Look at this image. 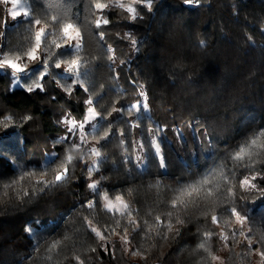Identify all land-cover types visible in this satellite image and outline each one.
<instances>
[{"label":"trees","instance_id":"16d2710c","mask_svg":"<svg viewBox=\"0 0 264 264\" xmlns=\"http://www.w3.org/2000/svg\"><path fill=\"white\" fill-rule=\"evenodd\" d=\"M26 1L29 15L10 24L0 2V50L5 56L26 57L35 44L34 20L40 19L48 32L42 38L40 65L30 76L38 78L45 68L50 73L43 75L44 90L32 92L26 90L32 83L27 76L25 86L11 88V74L0 73V264H76L75 255L84 264H216L207 253L196 250L206 231L217 234L207 243L212 255L223 251L224 264H254V254L243 237H237L239 243L229 239L225 246L219 233L224 229L231 236V231L223 223L213 224L211 215L219 217L225 208L236 207L250 217L252 248L264 250V243H257L264 235V193L240 185L244 178L258 174L253 183L264 188L260 178L264 176V135H259L264 130V0H201L198 7L184 0H152L151 10L146 0H138L135 18L115 0H99L109 5L102 11L94 7L97 0ZM98 16L109 24L97 28ZM66 24H74L82 36L80 48L71 49L69 55L62 54ZM74 58L80 62L88 91L78 85L69 94L53 76H58L56 63ZM133 80L147 96L148 112L142 115L134 110L129 115L126 110L140 90ZM87 95L96 98L95 107L103 116L113 107L125 109L123 115L112 112L102 119L100 134L111 121L114 131L124 129L126 142L121 144L118 135L101 142L107 144L101 149L106 159L93 176L100 181L101 195H122L141 223L151 219L149 212L170 210L172 189L178 184L196 181L221 167L230 175L235 197L217 200L214 211L204 205L181 210L186 223L175 240L170 234L167 241L159 237L146 241L139 231L129 228L131 246L123 245L117 235L99 241L85 217L101 231L114 220L104 210L102 199L87 188L88 172L79 159L67 183L51 188L37 183L54 178L52 172L41 175L48 164L47 154L65 153L66 145L55 143L67 134L61 110L82 118ZM26 116L31 119L25 120ZM135 123L139 126L129 129ZM154 134H159L164 169L154 145L149 147ZM133 140L145 145L143 168L133 156ZM242 147L246 154L240 165L232 157ZM249 152L254 163L248 162ZM19 165L36 174L20 179ZM220 183L217 195L226 191ZM92 199L96 201L93 209L82 207ZM230 228L240 225L232 223ZM104 243L108 251L102 249ZM142 246L147 249L146 259L125 250Z\"/></svg>","mask_w":264,"mask_h":264},{"label":"snow or ice","instance_id":"6c2138e0","mask_svg":"<svg viewBox=\"0 0 264 264\" xmlns=\"http://www.w3.org/2000/svg\"><path fill=\"white\" fill-rule=\"evenodd\" d=\"M201 0H184V3L188 6H199ZM95 9L97 10H104L105 8L109 7V5L99 2H97L94 5ZM147 7L149 10L152 8V0H148ZM129 11H134V9L129 8ZM12 19L16 20L18 16L21 15L19 12H12ZM24 16H27L28 13L24 12ZM135 18V17H133ZM55 19V17H53ZM108 19H96L95 25L97 28H101L102 25H108L109 24ZM6 23V21H5ZM29 23H32V21H29ZM34 24L39 26L41 24L40 19H35ZM46 27H39L38 30L35 32V44L25 53L26 57L30 61H36L37 60V52L41 47L42 38L46 34ZM64 33L65 43L64 48L65 52L62 53L63 55H69L70 51L73 47V45L70 43L76 38L80 37V31L79 29L75 28L72 24H66L64 25L62 29ZM75 33V35H73ZM99 36L101 39L104 38V33L100 32ZM133 44H136L137 41L133 40ZM200 46H205V41H200ZM56 48H61L60 44H56ZM76 49L80 48V44L77 43L75 45ZM111 51V49H109ZM17 59H20L19 56H17ZM108 59L110 61L114 62L113 56H108ZM68 65L67 74L71 75L73 69L77 70V80L79 78V60L78 59H70L65 61ZM125 63L124 61H121V64ZM4 64H6L9 68L14 69L16 73H22L25 72L26 69L19 66V64L11 61V60H5ZM4 65H0V67H3ZM55 67L57 69L61 68V63H56ZM17 85L19 86V78H16ZM76 83L77 81H73ZM137 88L140 89V93L143 96V88L142 86L136 84V81H131ZM41 90L43 91V86L39 82H34L31 85H28L27 91L32 92L34 90ZM72 89H69L71 91ZM84 91H88L87 88L83 89ZM86 103L88 105H92L93 101L91 99L87 100ZM127 112L129 115L132 114L133 110L137 113L142 115L143 113H146L148 111V104L144 102V100L138 99V102L135 104H129L127 106ZM89 118L94 119L96 117H99L100 119L106 120L108 116L112 115V112H120L121 115L124 114V107L116 108L113 107L112 112L107 113V116L101 115V113L97 112L95 107H89L87 109ZM25 120L31 119V117L26 116L24 117ZM125 124H128V121H124ZM138 123L130 124L129 129L138 127ZM80 129L84 128V123H81L79 125ZM92 128L95 130L96 125L93 124ZM149 133H152L151 129H148ZM156 131H159V128L156 129ZM67 132L71 134L72 138H69V136L60 137L58 138L55 143L56 144H65L66 149L64 155H60L56 152H52L49 154L50 160L48 161L47 167L42 168L41 175H47L48 172L54 173V178L49 181H37L38 184H42L44 188H51L58 185H62L64 183H67L74 172L75 169V162L77 159H79L81 164L86 165V171L88 172V176L86 179H88L90 182L87 183V188L92 192L94 197H100L103 201L106 203L104 204V210L107 213H112V219L114 220V223L112 225H105L104 230L101 231L100 228L94 225L92 220H89L87 217H85V222L88 226L89 231L95 235V237L99 241H105L107 242L111 236L117 235L120 237V240L123 245H132V238L129 236V228H131L133 233L140 232L142 237L146 241L153 240L154 237H159L161 240L167 241L171 234V239L175 240L180 235V228L183 227L186 223L185 218H183L180 215V211H188V210H195L200 209L202 205H204L207 208L212 209L213 211L218 206L217 200L227 199L229 197H235V192L233 191L230 175L229 173H226L221 167V169L217 171H213L212 173H209L202 177L201 179H198L196 181L190 182V183H181L178 184V186L172 191L174 192V196L170 201V210L165 213L155 214L153 215L152 212H149L148 215L151 217V219H144L141 223V221L137 220L133 216V210L130 207V204L124 200L122 195H117L113 199H110L107 195V192H104L103 195H101V189H100V181L99 180H92L91 176L93 171H95L99 165V163L103 162L106 157L102 155L101 149L105 148L107 144H100V141H106L108 142V138L110 136H119L120 143L124 144L126 142L125 139V131L124 129H120L118 132L113 130L112 122L108 121L106 128L103 130V133L100 134L99 132L96 133L95 136H93V140L96 141V144L99 145V147H92L91 149L85 151L82 148V145L86 143L87 135L86 133L81 132L79 135V142L75 141L76 136V128L70 127L67 129ZM259 135H264V130H261ZM127 136H131V131L127 133ZM131 143L142 150V156L137 157V163L143 164L144 160L147 159V153L144 151L145 145L143 142L137 143L136 141H131ZM251 144H256V139L251 140ZM155 146L154 151L155 154L159 157V166L164 169L166 168L165 160L163 158V155L161 154V148L157 141L155 139H152L150 141L149 147ZM70 146V147H69ZM73 150L80 151L81 155L79 157H76L72 154ZM245 149L242 147L239 152H237L233 157V161L237 164L243 165L244 159H245ZM85 155L88 156V160L91 161V163L88 162V160H85ZM248 156V162L254 163L255 161L252 159L251 153H247ZM95 157L96 159H92ZM54 165V166H53ZM20 169L22 170V175L20 176V179H24L25 176H34L36 173L23 170L24 166L19 165ZM257 175H252L250 178L246 177L241 182V187H244L245 185L250 186L252 189H255L257 191H260L264 193V188H258L253 181L257 179ZM261 179H264V176L260 177ZM221 181H223V184L226 186L225 193H221L220 195H217V193H220V187H221ZM157 186L160 185V181L157 180ZM43 190V189H41ZM33 191L35 192L36 189L34 188ZM25 196L28 195L27 191L24 193ZM242 198V197H241ZM222 202V200H221ZM96 201L95 199L89 200L85 205H82V207H87L89 209H93L95 207ZM119 204V208H116V205ZM117 213H119V218H116ZM225 214H227V219H225ZM139 215V213H137ZM203 215L207 217L208 212L204 211ZM162 216L164 219H162ZM188 219H191L189 216ZM121 220H124L125 223L122 224ZM250 220V217L248 215H241L236 207H228L225 208L224 212L220 214L218 217L216 214L211 215V221L213 224H216L219 226L221 223L224 224L226 228H229L231 231V236H229L228 232L224 231V229H221V232L219 233V238L225 243V246H228L229 239L233 240L235 243H239V240L237 237H243L244 240L247 242V247L249 252H255L258 251V254L261 258V264H264V250L259 249H253L252 248V241L253 237L249 235V233L252 232V228L249 227L248 231L245 232L244 225L248 223ZM232 223H237L240 225L239 229H231L230 226ZM143 225V227H142ZM120 229V231H118ZM30 233H32V229H28ZM202 239L197 245L196 250H202L204 253L208 254V257L212 261H216L219 259V257L214 256L211 254L209 247H208V240H210L214 235H217L216 233H213L211 231H206L201 234ZM67 239V237H66ZM258 244L264 243V235L260 237V240L257 241ZM151 246H155L154 244ZM56 247V244L52 245V249ZM102 249L104 251H108L107 243H104L101 245ZM126 251H129L131 255L133 256H140L142 259H146V253L147 249L142 247H128L125 249ZM51 251V249H50ZM91 251H96L95 248H92ZM114 251V249H113ZM74 259L76 261V264H84V261L80 258L79 255H75Z\"/></svg>","mask_w":264,"mask_h":264},{"label":"rangeland","instance_id":"374dc122","mask_svg":"<svg viewBox=\"0 0 264 264\" xmlns=\"http://www.w3.org/2000/svg\"><path fill=\"white\" fill-rule=\"evenodd\" d=\"M0 2L4 5L5 14H6L7 21H8L9 24L14 22V21H16L20 17H24V15H23L24 12H27L28 15H29V5H28V2L26 0H0ZM115 2L118 5H120L123 8H125L131 14L132 18L137 15V6H136V4H137L138 0H115ZM145 2L148 3V0H146ZM129 8L134 9V11L130 12ZM98 11H100V10H98ZM12 12H19V13H21V15L18 16L16 18V20H13L12 19V15H11ZM98 17L101 19L100 16H98ZM72 25L76 28V26L74 24H72ZM39 27H46V26L39 25V26H37L36 31L38 30ZM46 29H47V31H46V33H47L48 32V28L46 27ZM73 35H75V33H73ZM64 43H65V39H64ZM64 43L62 44V47H64ZM70 43L73 45L72 49H76L75 45L77 43H79L80 46H81V44H82V36H81V34H80L79 38L74 39ZM5 60H11V61L19 64V66L22 67V68H25L26 71L22 72V73H16L14 69H11L6 64H4ZM40 60H41L40 59V49L37 52V60L36 61H30V60L27 59V57H20V59H17V56H14V57L13 56H5V55H3V53L0 50V65H4L3 67H0V73H10L11 74V77H12L11 88L25 86L26 85V83H25V78L26 77L25 76H27V78L32 82V83H30L28 85H31L34 82H39V83L42 84V86L44 88L45 87V83H42V78H43L44 74L50 73L49 69L45 68L44 71H43V74L40 75L38 78H31V76H30L32 74V69L34 67H37V65H40ZM79 64H80V62H79ZM67 69H68V65H67V63L64 62V63H61V68L57 69V75L58 76H53L51 74L53 77H55L54 78L55 80L57 79V83L56 84H58L60 87H62L69 94L72 93L75 90L76 86H78V85L81 86V87L86 88V84L83 82V77H82V72H81L82 69L80 68V66H79V78H78V80H77V70L73 69L72 74L69 75V74H67ZM17 77L19 78V86L17 85V81H16ZM58 77H59V79H58ZM73 81H77V82L74 83ZM69 89H72V90L69 91ZM143 93H144V95L142 96L141 93H140V90L136 91V96H135L136 98H135L133 104L137 103L138 99L144 100V102H146L148 104L147 96H146V93H145L144 90H143ZM89 99H91L93 101V104L92 105H88L86 103L87 104V109L89 107H95L96 98L94 96L87 95L86 101L89 100ZM95 109H96V107H95ZM96 111H97V109H96ZM60 115H61L60 119L66 125L67 129L70 128V127H75L76 128V136H75V141L76 142H79V135H80L81 132L89 134V135H87L86 143L84 145H82V148L85 151L91 149L92 147H99V145L96 144V141L93 140V136H95L96 133L100 131V125H101L102 119H100L99 117H96L94 119H90L87 110H86L85 115L82 118H77V117L73 116L68 109L61 110V114ZM81 123H84V128L83 129L79 128V125ZM93 124L96 125L95 130L92 128ZM183 131H181V134L184 133ZM158 135L159 134H154L153 135V139H155L157 141V143L159 144ZM65 136H69V138H72L71 134L68 133V132H67V134H65L64 136H61V137H65ZM101 142L102 141H100V144H101ZM137 143H140V142H137ZM159 146H160V144H159ZM74 151L81 155L80 151H76V150H74ZM50 153H52V152H50ZM49 154H47V162L50 160ZM142 154H143L142 150L139 149L138 147H135L133 156L136 159V161H137V157L142 156ZM161 154H162V150H161ZM92 159H96V158L93 157ZM85 160H88V156L87 155H85ZM88 162L91 163L90 160H88ZM145 164H146V161L144 160V163L143 164H139V166L141 168H143L145 166ZM80 166L82 168H84L86 165L80 163ZM97 169H98V167H97ZM91 179L92 180H97L93 176V173H92ZM107 195H108V197L110 199L114 200L113 196H110L109 194H107ZM124 200L126 201V199H124ZM102 202H103V205L106 203L103 200H102ZM119 207H120L119 204H117L116 208L118 209ZM244 231L245 232L248 231L247 223L244 225ZM252 245H253V242H252ZM253 254H254V264H261V258H260L259 254H258V251L253 252ZM214 256L219 257V259L215 261L216 264H224L223 251L219 252L218 254H215Z\"/></svg>","mask_w":264,"mask_h":264}]
</instances>
